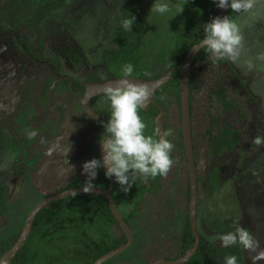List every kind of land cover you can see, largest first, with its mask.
<instances>
[{
  "label": "flooded vegetation",
  "instance_id": "flooded-vegetation-1",
  "mask_svg": "<svg viewBox=\"0 0 264 264\" xmlns=\"http://www.w3.org/2000/svg\"><path fill=\"white\" fill-rule=\"evenodd\" d=\"M141 2L142 0H136L135 4L131 5L128 10V12L131 10V12L135 13L136 17L132 26L134 28L133 31L127 32L122 27L121 23L116 27V19L113 20L111 18L109 26H106L109 30V35L107 36L106 41H109L110 45L104 49L101 48L99 52L96 51L91 57V69L86 71L84 75L82 74L79 76H72V72H74L75 69L80 68L86 60L82 55L76 53L74 49H67V52L62 56V60H59L56 56L53 58L51 53H47L43 57H37V55H35L26 45L25 39H21V36L18 35L21 33L23 34V32L32 28L35 23L41 20L42 15L46 11L59 9L63 2L55 9L43 10L34 21V15L37 10L32 13L28 8V4L16 1L11 2V5H9V7L15 8V13L18 9L22 14L21 19H24L23 21H20L18 25L13 24L14 26L11 29L12 34L18 35L17 39H15V43L20 45V52L24 54L27 61L47 64L50 68L38 90L32 84L27 85L29 82L27 80L23 87V91H18L19 96L17 97V100L14 101L15 103H8L7 105L4 101L10 99L13 94V88L17 86V83L14 79H11V75L7 77L5 72H3V74L0 73V157L3 155L1 158L2 161L6 159V163L3 164L2 162L0 168L8 165L7 172L3 176H0V184H3L7 202H9L6 211L0 216V222L4 224L10 208L19 211L17 216L15 215L17 219L16 224L18 226L15 227L14 237H19L26 218L42 201L64 193L65 191L81 188L83 183L73 187L70 185V182L75 176L82 175L81 177H86L82 172V164L85 161H89L93 158H102L103 153L99 144L100 137L103 134L101 122H106L110 118L111 110L107 98L104 95V91L99 92L97 91V88L99 85L107 83L112 79H121L123 67L127 64H131L133 66V77L128 79L134 83H140V81L151 83L166 76L170 69H174L168 80L153 91L152 100L148 102L147 108L139 109L141 119L145 124H149V118L145 116V113L149 111V106L151 104L156 102V100L158 101L156 106L157 112L152 120L154 128L146 127L145 135H154L155 138H159L165 132L171 130V135L168 139L174 145L172 152L174 163L166 176L158 178L156 185L144 180L140 182L139 178L137 179L134 187L140 188L143 192L145 191L143 197L139 200L138 208L143 207L141 210L145 212L148 209L149 203L152 204L151 201L153 199L156 200L163 196L167 198L166 201H168V204L173 203L175 207L180 204L184 206L182 210L175 212L176 214L181 213L180 219L178 220L180 231L177 233L178 236H176L175 242L171 244L172 247L170 253H162V251H160L161 249H159L157 251L161 252L160 256L153 258L150 256L151 254H145V257H147V262L150 264H155L157 262H159L157 264H172L182 258L187 251L194 246L195 237L193 245L182 254L183 244L179 242L180 235L183 233L187 219L192 231L189 211L191 197L190 172L181 127L180 74L179 104L176 102L175 97L168 93H164L166 99L162 105L160 101L161 97L155 95L162 86L171 80L172 75L176 72V67L173 65L175 62L173 59L175 53L173 44L176 34L173 36L170 35L168 38V41L170 40L172 42L171 44H168L157 34L155 41L158 40L159 45L154 46L155 41L151 40L152 37L146 39L144 34H148L146 32H156L157 28L154 27V30L151 32L149 31L150 29L147 30L148 23H146L139 14V3L141 4ZM45 5L46 4H44V6ZM225 15H227V10ZM1 16L2 15H0V18ZM139 22L143 24V31H145V33H143V31L142 34L136 33V31H139V29H136L138 28L137 24H139ZM9 27L11 28L10 25ZM173 30L176 32L175 28H173L172 31ZM134 32L136 34H129ZM104 33L105 32L100 31L95 32V34ZM82 34H84V32ZM136 36L140 37L137 44L134 42H128ZM94 39L95 38H93L92 41H89V44L96 42L97 45V41ZM123 43H134L133 47L135 48L128 50L122 45ZM144 45L145 48L143 47ZM202 49L203 48L197 52L191 64L189 72L188 100L192 141V161L197 186L196 230L200 239L196 253L182 264H188L199 251H207L214 254L216 251L224 248L221 244H208L206 236L200 230L199 217L203 200L206 202L212 200L213 203H215V194L222 192L226 183H229V187L230 185L231 187L236 186V178L228 177V181L225 178L226 175L221 173V171H223L222 166L210 167L209 163L226 153H235L238 150V153L241 154L239 150L241 149V131L236 129L231 122L227 121V123H225L224 119L216 112H213L214 109H212L215 108L218 103H221L224 112L227 114H231L237 108L234 96L228 97L227 91L224 87L219 86V78L216 77L229 67L225 63L226 60L213 61L210 56L204 61L196 62L195 59ZM156 51L159 52V55L156 54ZM55 55L59 56L58 54ZM164 55H167L169 61L171 58L173 61L168 62ZM185 57L186 55L184 56L182 63ZM3 65L4 70L7 71L10 69V67H7V65H5L0 59V71ZM181 67L178 73L180 72ZM201 74L205 75L207 84L210 82L211 86L205 98L201 99L203 102L195 100L193 96L194 92L197 90V75ZM191 78H193L192 87ZM214 81L216 82L215 84ZM239 83L242 86L244 84L240 81ZM2 87H4L3 90ZM2 92H4V94ZM2 99H4V101ZM157 117H160L162 122L160 134L156 128ZM29 131H35L37 136L35 138H29L27 135V132ZM225 137L233 141L234 144L231 148H228V146L223 143L222 140ZM197 139L199 140L197 141ZM53 145H56V147L52 155L49 156L47 150ZM201 152H204V159L202 160ZM69 169H71V172H69ZM105 170V168L97 170L98 177L92 181L95 185L94 188L101 189L110 195L115 203L116 209L121 214L132 233V240L128 247L113 259L108 260L112 261L113 264H117V258L124 257L130 252L136 255L135 252H139V246L136 245L135 232L131 227L133 213L124 216L118 209L115 201L116 198H120L119 196H115L117 187L114 186V179L105 177ZM234 193L236 194V192ZM89 194L102 196L103 199H106L101 194ZM235 194L233 200L236 201ZM161 198L158 200L161 201ZM226 198V194H223L221 202L216 205L214 204L215 208L226 206L229 214H227V218H225V213L220 208L216 210V215L221 218L219 220L223 221V226L218 228L219 235L231 231V228L236 227L237 224L236 214H233L234 211H236V202L232 200L231 196H229L230 202H228ZM62 199L65 198L48 201L41 209L48 208L51 203ZM17 202L19 207L17 206ZM156 203L159 205L158 201ZM163 209V211L166 212L164 204ZM209 209L208 206L207 210ZM163 211L161 212V216L164 213ZM210 216L212 217V215ZM101 225L103 228L106 226L108 227L109 225L112 229L116 228L115 236L120 238L124 236L126 243L127 240L124 233L117 228L119 224L115 226L111 223L108 225H106V223H101ZM90 226L91 223H89V227ZM111 228L109 230L110 233ZM15 241L12 242V245ZM9 248H7V250L5 248L4 252L0 253V260ZM1 249L3 250V248ZM242 254L245 262V252L243 250ZM216 258L224 261V257L220 254H218Z\"/></svg>",
  "mask_w": 264,
  "mask_h": 264
},
{
  "label": "rangeland",
  "instance_id": "rangeland-1",
  "mask_svg": "<svg viewBox=\"0 0 264 264\" xmlns=\"http://www.w3.org/2000/svg\"><path fill=\"white\" fill-rule=\"evenodd\" d=\"M16 1L28 4V8L32 13L44 4L43 0H0V15H2V19L0 18V59L7 67H10L6 71L3 65L0 73L5 72L7 77L11 75V79H14L17 83V86L13 88L10 99L8 101L2 99L6 105L15 103L14 101L19 96L18 91H23L27 80L29 81L27 85L32 84L38 90L47 71L50 69L47 64L27 61L24 54L20 52V45L15 43L18 35L21 36V39H25L26 45L37 57H43L47 53H51L53 58L56 56L59 60H62V56L67 52V49H74L86 61L80 68L72 72L73 75L70 74L72 76L84 75L92 67L91 57L95 52H99L101 48L104 49L110 45L109 41H106L109 35L106 26H109L111 18L116 19L115 26L117 27L120 23L122 25L127 13L135 16V13L131 10L128 12V10L131 5L135 4L136 0H63L59 9L46 11L41 20L23 34L21 33L22 35L12 34L11 31L14 25H18L20 21L24 20L21 19L22 14L18 9L15 13V8L9 7L11 2ZM153 3L154 0H142L141 4L139 3V14L148 23L147 30L150 29L151 32L154 27L157 28V31L153 32L154 34H144V36L146 39L152 37L151 40L155 41V33H161L157 35L168 44H171L172 42L168 41V38L170 35L176 34L172 29L175 25L177 26L175 17L168 20L172 16L173 9L165 16L149 15ZM170 3L173 4L172 0H170ZM229 14H231L230 9L227 10V15ZM137 26L136 29H139V31H136V33L142 34L143 29L139 24ZM133 30L132 27L131 31ZM97 31L105 33L95 34ZM83 32L84 34H82ZM93 38L96 39L97 45L96 42L93 43L94 45L89 44V41H92ZM245 41V51L241 58L235 63L226 60L225 63L229 68L216 76L219 78V86L225 88L228 97L234 96L237 108L231 114L224 112L221 103L212 108L214 109L213 112L222 117L225 123L227 121L231 122L236 129L241 131V149H239L241 154L238 153V150L235 153H226L209 163L210 167L222 166L223 171L221 173L226 175L225 178L228 181V177L236 178V186L231 187L230 185L229 187V183H226L223 191L215 194V203L212 200L210 202L203 200L199 226L206 236L208 244L220 245L219 239L212 240L213 237L219 236L218 228L223 226V221L219 220L221 218L216 215V210L220 208L225 213V218H227L228 209L226 206L215 208L214 204L221 202L223 194H226V199L230 202L229 196L233 200L234 192H236V201L233 200L236 202V211L233 213L236 214V227L241 226L248 229L260 242L261 247L264 248V144L258 146L253 142L256 136L264 137V63L255 60L256 56L264 54V21L256 23L254 27L245 29ZM155 45H159L158 40L155 41ZM156 54L159 55V52L156 51ZM164 57L168 62L173 61L172 58L169 61L167 55H164ZM250 59L253 60L255 67L250 68L248 66V60ZM239 81L244 83L243 86L240 85ZM210 87V82L207 84L204 74L197 75V90L194 92V99L202 101L201 99L205 98ZM3 89L4 87H2ZM2 93L4 94V92ZM2 157L3 155L0 157V166H2V162L3 164L6 163V159L2 161ZM7 170L8 165L1 167L0 176H3ZM69 172H71V169H69ZM81 176H75L70 185L75 187L84 183L86 177ZM121 191V189H117L115 196H119ZM119 197L115 201L123 215L127 216L133 213L131 227L135 232L139 252H135L136 255L130 252L124 257L117 258L116 263L150 264L147 262L145 254H151L150 256L153 258L158 257L161 255V252L157 251L159 249L162 253H170L171 244L175 242L176 236H178L177 233L180 231L178 220L181 213L176 214L175 212H179L184 206L180 204L175 207L173 203L168 204L167 198L163 196L162 198L159 197L162 199L161 201L158 200L159 198L153 199L154 201H151L152 204L149 203L147 211L143 212L141 210L143 207H135L129 198ZM157 201L159 205L156 203ZM163 204L166 212L163 211ZM17 206L19 207L18 202ZM208 206L209 210H207ZM161 210L164 212L162 216ZM18 212L17 209L12 210L10 208L4 224L0 222V249L3 248L4 250L12 245L15 227L18 226L16 224ZM236 227H232L231 231ZM111 233L115 235L116 228H111ZM244 255L245 263L252 264L249 254L245 252ZM259 264H264V261L259 262Z\"/></svg>",
  "mask_w": 264,
  "mask_h": 264
},
{
  "label": "clouds",
  "instance_id": "clouds-1",
  "mask_svg": "<svg viewBox=\"0 0 264 264\" xmlns=\"http://www.w3.org/2000/svg\"><path fill=\"white\" fill-rule=\"evenodd\" d=\"M188 0L179 4H171L170 0H154L149 15L165 16L173 7L176 12L168 19L182 13ZM217 8L231 10V14L223 17H213L203 25V37L198 44L199 49H206L213 61L228 60L237 62L245 51V29L254 27L264 21V0H213ZM135 16L127 13L122 21V27L131 32ZM167 26V25H166ZM264 63V54L255 57ZM248 66L255 67L252 59ZM133 77V66L127 64L122 69V78L114 84L104 87V95L110 106V118L102 121L103 134L99 144L103 153L101 159L93 158L82 164V172L86 180L81 189L89 193L95 185L97 170L105 168L104 175L112 178L124 192L129 191L137 178L147 181L149 178L163 177L173 166L172 152L174 145L168 139L171 130L159 138L145 135L146 124L139 115L142 108L151 97L148 85L133 83L128 78ZM29 138H35V131L27 132ZM256 145L264 144V137L256 136ZM56 145L48 148L47 154L52 155ZM73 195L76 193L73 192ZM219 239L221 246L229 248L239 245L249 254L252 264L264 261V248L253 234L246 228L238 226L212 240ZM224 264H237V257L229 255L224 258Z\"/></svg>",
  "mask_w": 264,
  "mask_h": 264
},
{
  "label": "trees",
  "instance_id": "trees-1",
  "mask_svg": "<svg viewBox=\"0 0 264 264\" xmlns=\"http://www.w3.org/2000/svg\"><path fill=\"white\" fill-rule=\"evenodd\" d=\"M43 2L46 5L44 6L43 4L38 8L33 21L36 17L38 18L43 10L55 9L63 0H43ZM179 3H181V0H173V4ZM172 9L173 15L176 12V8L173 7ZM216 16H218V8L213 3V0H188L182 13L174 16L177 21V26H174L176 32L173 30V32L176 33L173 45V49H175L173 55L175 62L173 65L176 67V72L172 75L171 80L155 93L157 97H161L160 101L162 105L166 99L164 93H168L175 97L176 102L179 104L178 71L181 67L182 60L188 49L193 44L201 41L203 37V25ZM139 26L143 29V24L141 22H139ZM143 33H145V31H143ZM146 33L154 34L149 32ZM139 39L140 37L136 36L128 42L137 44ZM134 43H123L122 45L130 50L135 48L133 47ZM143 47L145 48V45ZM208 56L207 50L202 49L195 61H204ZM192 85L193 78H191V87ZM157 104L158 101L156 100V102L149 106V111L145 113V116L149 118V124H146V127L154 128L152 120L157 112ZM222 141L228 148H231L234 144L233 141L227 139V137ZM158 178L159 177L154 179L149 178L147 182L156 185ZM137 179L132 184L129 191H121L119 194L121 197L132 200L135 207L138 206L139 200L143 197L145 192L138 187H134ZM139 180L142 182L143 179L139 178ZM114 186L117 187V189H121L115 181ZM8 203L4 186L1 183L0 216L6 211ZM89 223H91L90 227ZM101 223H106V225L111 223L115 226L118 224L113 213L109 209L107 200L103 199L102 196L84 193L55 201L51 203L48 208H43L36 214L29 236L12 261L15 264H93L100 256L125 243L124 236L121 238L116 237L109 232L111 228L110 225L103 228ZM117 228L121 231L119 226ZM17 237L18 236L14 237L13 242ZM179 242L183 244L182 254L194 243V236L189 226L188 219L184 225L183 233L180 235ZM3 252L4 250L1 249L0 253ZM218 254L222 255L224 258L229 255H234L237 257V264H245L242 249L239 245L222 248L214 254L207 251H199L188 264H224V261L216 258ZM103 264L113 263L112 261H108Z\"/></svg>",
  "mask_w": 264,
  "mask_h": 264
},
{
  "label": "water",
  "instance_id": "water-1",
  "mask_svg": "<svg viewBox=\"0 0 264 264\" xmlns=\"http://www.w3.org/2000/svg\"><path fill=\"white\" fill-rule=\"evenodd\" d=\"M225 13H226V10L218 8V16L219 17L225 16ZM198 44L193 45L188 50L186 57L182 63L181 70L179 72V74H180V101H181V127H182V132H183L184 148H185L187 163H188L189 172H190L191 197H190L189 211H190V217H191V227H192L193 235L195 237V243H194V246L189 251H187V253L182 258L178 259L176 262H174L172 264L185 263L191 256H193L198 249L199 239H200L199 234L197 233V230H196L197 186H196V178H195L194 170H193L192 141H191V133H190V118H189V105H188V100H189V72H190V68H191V64L193 62V59H194L195 55L197 54V52L200 50L199 49L200 46ZM173 71H174V69H170L167 72L166 76H164L161 79L155 80L151 83H145L142 81H140V83H144V84L148 85V87L151 90V93H153L154 90H156L160 85L164 84L168 80V78L171 76ZM118 80L119 79H112V80L108 81L107 83L99 85V87L97 88V91L103 92L105 85H107L109 83L114 84ZM151 98H152V95H151V97H149L148 102L152 100ZM148 102L142 107L143 109L147 108ZM161 127H162V122L160 120V117H157L156 128H157L159 134L161 133ZM202 159H204V152H201V160ZM73 192L76 194L84 193L81 188L68 190V191H65L64 193H61L59 195L53 196L49 199L42 201L37 207H35L32 210V212L30 213V215L26 218L18 239L9 248V250L6 251L4 253V255L2 256V258L0 260V264H14L12 262V258L21 249V247L24 245L27 237L29 236V234L31 232L33 220H34L37 212L42 207H44L48 201H53L56 199L66 198V197L72 196ZM89 193L101 194L108 200L109 208H110L111 212L113 213L116 221L119 224L121 231L124 233L126 240H127L123 246H120L114 250L109 251L108 253L99 257L93 263V264H103V263L107 262L108 260L113 259L115 256H117L118 254L123 252L128 247V245L130 244V242L132 240V233H131L129 226L125 223L121 214L116 209V206H115L113 199L110 197V195L107 192H105L101 189L94 188ZM157 263H159V262H157ZM157 263H155V264H157ZM168 264H171V263H168Z\"/></svg>",
  "mask_w": 264,
  "mask_h": 264
}]
</instances>
